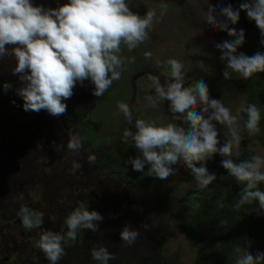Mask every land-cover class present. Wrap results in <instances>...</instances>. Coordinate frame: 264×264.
I'll return each mask as SVG.
<instances>
[{
	"label": "rangeland",
	"instance_id": "rangeland-1",
	"mask_svg": "<svg viewBox=\"0 0 264 264\" xmlns=\"http://www.w3.org/2000/svg\"><path fill=\"white\" fill-rule=\"evenodd\" d=\"M69 2L70 0H31L33 6L41 7L43 11L59 9ZM124 2L129 11L141 19L147 18L150 12L153 14L144 30L145 38L132 48L122 39L119 52L113 53L121 61L114 69L119 73V78L112 80L101 95L95 94L96 85L90 77L81 81L83 84L77 81L71 97L63 100L67 106L63 114L54 116L47 110L25 111L24 100L19 92L27 86L28 81L22 77L30 74V71L26 69L25 72L18 73V59L15 56V49L22 46L6 44L5 51L0 53V79L4 78L9 85L8 97L11 103V108L8 104L6 109L10 116L8 125L0 126V142L15 155L7 151L0 154V211H14L16 206L24 202V191L27 190L35 205H39L41 220L49 219L55 215L56 209L63 208L66 204L64 202H67L66 196L69 194L67 191H72L69 183L75 178V182L84 184L78 202L90 204V207H84L86 211L99 214L97 208H108L111 215L106 219L116 218L107 226L101 221H96L95 230L78 227L81 242H84V237L89 238L90 231L97 232V228L102 226H105L104 231L109 234H98L94 237L98 236L102 240L100 242L106 244L114 242L117 234L122 238L121 233L125 228L134 231L130 228L136 227L135 230L144 232L143 227H148L155 232L154 229L157 230L158 227L161 237L159 242L155 240L158 247H146L148 235H139V232H136V238L131 243L124 241L129 244L127 248L130 258L132 254L135 255L134 250L148 258L152 251L158 249L161 259L171 260L168 264H239L249 255L253 258L252 264H264V250L257 247V241L247 240L244 247H232L236 250V255L231 256L229 249L224 251L221 243L215 241V238H219L217 235L215 237L202 231V235L199 233L196 237L190 236V229L188 231L187 228L196 222L194 209L201 203L195 206L189 204L188 200L193 196L188 194H192L193 190L196 192V186L201 188L199 180L191 179L187 183L166 181L167 177L162 179L151 170L150 163L145 162L143 169L139 171L134 170L132 163L137 158L144 160L143 153L136 147L133 138L138 132V120H143L147 125L166 128L173 122H179L177 127L181 126L187 117L186 111L177 116L178 112L173 111L170 102L162 99L154 88L149 91L142 78L134 81L141 74L139 72L133 76V71L142 66L144 70H156L163 79L175 78L172 76V66L169 62L176 60L182 65L179 81L182 86L187 84V89L195 90L197 83L203 82L207 89L219 90L222 81L220 76H217L216 65L222 53L227 50L218 45L227 40L228 30L232 29L229 18L219 5H213L212 0ZM254 2L257 3V0ZM245 4L252 5L251 0H245ZM238 8L244 9L241 5ZM179 13L184 14L187 22L179 18ZM250 20L256 23L254 19ZM235 27L244 28L240 23ZM250 41L245 38L242 44H249ZM7 76L10 78H6ZM146 76L150 78L149 75ZM108 78H111V72L108 73ZM175 79L177 81V78ZM194 95L200 99L198 91H194ZM230 95L233 97L232 93ZM121 104L127 105L130 118L120 108ZM234 105L237 104L233 101L231 106ZM225 108L227 109V106ZM67 113L71 116L68 117ZM11 116L14 117L13 121ZM36 126L41 135L37 128L35 129ZM125 131L131 135L126 137ZM26 141L30 146L39 143L36 146L37 152L31 153L30 150L25 156H18ZM70 142L76 143L77 147L70 148ZM3 146L1 148H4ZM40 151L47 153L43 157ZM92 153L98 160L97 164L106 167L89 161ZM262 155L264 156V153ZM263 156L257 158L259 165H264ZM48 162H51V166L45 165ZM10 164L17 167L13 168L16 171L8 169ZM259 171L264 175V171ZM77 172L82 176H78L76 180ZM10 173L16 174L18 178L9 179ZM22 174L27 176L24 180H20ZM22 182H27L28 186L20 187ZM260 182L264 187V180ZM241 190L244 195L241 199L243 204L241 200L237 202V213H242L244 217L245 207L251 206L264 213V207L256 203L245 205L247 198L252 200L255 196H248L251 192L243 185ZM91 192L101 197L115 193V197L109 195L108 198L98 200ZM19 196L22 201L18 203L11 199ZM186 213L193 216L188 217ZM252 221L256 225V233L264 230V222L254 219ZM155 236L150 233V237ZM9 239V234L6 235L3 229L1 244L10 248ZM28 245L34 250L40 247L34 241ZM70 246L64 247L62 258L68 264H76L75 253L78 251L69 250ZM21 248L25 249L24 246ZM40 251L43 252L42 249ZM62 258L60 256L56 262Z\"/></svg>",
	"mask_w": 264,
	"mask_h": 264
},
{
	"label": "clouds",
	"instance_id": "clouds-1",
	"mask_svg": "<svg viewBox=\"0 0 264 264\" xmlns=\"http://www.w3.org/2000/svg\"><path fill=\"white\" fill-rule=\"evenodd\" d=\"M241 8L247 9L248 16L264 30V0H257L255 6L242 4ZM223 13L233 23L239 18V12H234L231 7L223 9ZM152 15L150 12L147 18H139L129 11L124 0H70L59 9L48 11L33 6L31 0H0V53L5 51L6 44L21 45L22 47L15 49V56L18 59L16 71L18 73H23L26 69L30 71V74L22 77L28 83L19 92L24 100L25 111L47 110L54 116L63 114L67 107L63 100L71 97L77 81H83L88 77L96 85L95 94L101 95L112 80L119 78V73L114 69L121 61L113 53L119 52L121 40L123 39L129 48L135 47L137 42L145 38L144 30ZM228 33L237 36L235 29H229ZM242 42L243 31L236 40L218 45L227 50L224 56L229 61L228 67L241 72L245 77L255 71H264V56L257 54L253 58H248L243 55L239 57L232 55ZM169 63L172 66V76L177 78V82L169 86L167 93L159 86L156 91L162 97L166 96L171 100L173 111L183 113L189 110L188 118L194 131L186 136L172 125L166 128L154 127L145 124L143 120H138L136 122L138 132L133 138L136 147L142 151L144 160L139 158L133 160V168L142 170L143 164L148 162L151 164V170L163 179L171 173L167 165L176 163L178 156H183L189 161V167L197 173V178L206 185L213 177L205 179V169H197L191 162L200 160L206 152L216 150L217 133L208 121L190 109L197 103L194 91H198L200 99L207 102L208 89L203 82L197 83L195 90L182 89L179 82L182 65L176 60ZM109 72L111 78H108ZM224 75L227 76V72ZM211 107L216 109L214 119L228 123L235 119L230 117L229 111L218 101H212ZM120 108L130 118L127 105L121 104ZM248 113L250 119L247 127L254 129L259 119L258 111L251 106ZM198 125L201 131H195ZM124 135L127 137L131 133L125 131ZM199 137L203 138V142ZM69 147L75 148L77 144L70 142ZM156 149L161 151L158 152ZM229 149L230 146H225L222 152L228 153ZM224 166L231 169L240 180L251 181L253 178L264 180V175L247 170L252 168V165L236 167L226 162ZM251 186L249 184V187ZM200 189L196 188V191ZM247 195L258 197L264 206V193L257 191ZM21 211L24 213L25 227L31 228L41 223V213H31L27 208ZM33 216L36 217L35 221L32 219ZM99 219L101 217L97 212L83 210L81 205L67 218L68 236L75 239L76 230L80 226L95 230L92 221ZM136 235V232L127 228L121 233L123 240L129 243ZM62 239L51 232L41 236L39 246L52 262L57 261L64 252L60 244ZM92 255L94 259L101 260L104 264H107L110 258V254L104 248L93 250ZM252 260V256L249 255L239 264H252Z\"/></svg>",
	"mask_w": 264,
	"mask_h": 264
},
{
	"label": "flooded vegetation",
	"instance_id": "flooded-vegetation-1",
	"mask_svg": "<svg viewBox=\"0 0 264 264\" xmlns=\"http://www.w3.org/2000/svg\"><path fill=\"white\" fill-rule=\"evenodd\" d=\"M212 1L214 3L213 5H219L222 10L231 7L234 12H239V18L235 23L228 19L230 27L232 29L234 27L237 32V36L228 35L227 40H236L241 31H243V40H245V38L251 40L249 44L241 43L239 46H237L236 51L232 53V55H235L237 57L243 55L248 58H253L257 54L264 56V30H262L256 23L250 20L251 18H248L247 9L241 10L240 8H238V6L245 4V0L242 2L234 1L232 4L225 6L223 5L225 4V2H227V0ZM251 3L252 5L250 6H255L256 4L254 0H251ZM179 18L186 21L183 13H179ZM239 23L241 26H244V28H236L235 25ZM11 46H18V44H11ZM243 46L245 47L243 48ZM224 53L225 52H223L220 58L217 60L216 65L217 76H220L222 86H220L219 90H215L213 88L208 89L207 102L196 97L197 103L192 109H190V111L196 112L198 115L203 117L204 120L208 121L213 130L217 133V144L215 145L216 150L212 152H206L203 154L200 160H193L191 162L193 167L197 169H205V179L208 177H213V179H211L208 184L203 185L201 183V189L197 192L196 195L191 198V200L196 199L194 197H196L198 194H201V197L203 199L206 198L205 204L207 203L208 198L213 192H218L221 195H225L228 192L229 194L234 192V195H238L239 192L242 191V185L245 186L246 189H248L251 193H255L257 191L264 193V187L260 180H255L254 178L251 181L240 180L231 171V169L224 166L226 162H230L233 166L236 167L245 164L252 165L253 156H259L261 155L259 152H264V71H255L248 77H245L241 72L235 71L232 68L228 67L229 61L227 57L224 56ZM136 69L133 71L132 75L135 76L136 73L140 72L141 76L135 79L132 78V80L134 79V81H136L139 78H142V81H145L147 83L149 91H151V89L153 88L154 90H156L157 86H159L164 90L165 93H167V91L169 90V86L177 82L176 79L172 77L170 79H163L154 69L144 70L142 66ZM225 72H227V76L224 75ZM146 75H149L150 78H148ZM6 78L10 77L7 76ZM0 80L5 79L2 78ZM80 84H83V82L80 81ZM186 85L187 84L183 85L182 89H187ZM231 93L233 94V97H231ZM158 95L160 94L158 93ZM162 99L169 101L172 108L171 100H169L166 96L162 97ZM214 100L218 101L224 108L225 106H227V110L230 111V117L235 118L232 123H228L227 121L222 122L214 119L216 109L211 107V102ZM233 101L236 102L237 105L231 106ZM10 104L9 106L11 108ZM251 106H254L259 114V119L257 120L254 129H249L247 127L250 119L248 109ZM185 111L187 112L185 113L187 116L185 123L178 127L177 124L179 122H173L171 123V125L175 129L177 127V130L181 131L184 135L189 136L194 131V129L191 121L188 118L189 110ZM183 113L178 112L177 116ZM67 116L70 117V113H67ZM11 119L13 121L14 117L11 116ZM1 125L5 124H2V122H0V126ZM6 125H8V123ZM36 128L37 126L35 127V129ZM36 130H38V133H40L41 135L40 130L38 128ZM70 130L72 133L74 132L72 129ZM201 130L202 129L199 125L195 129V131ZM199 139L201 140V142H203L202 137H199ZM37 144L39 143H36L35 145L37 146ZM2 146L3 144L0 142V154L10 152L11 155L15 156L11 149H7L4 146V148H1ZM36 146H30V144L26 141L22 148L21 154L18 156H25L29 153L30 150L31 153L37 152ZM225 146H230L228 153L222 152V149ZM40 152L41 156L43 157L47 153H44L42 151ZM94 155L95 154L92 153V156H89L88 160L94 161V163L97 164L98 160L93 157ZM90 158H94V160ZM45 165L51 166V162H48ZM99 166L106 167L102 164ZM167 166L171 169V173L167 177L166 181L174 180L176 182L185 183H187V181L191 179H197L200 181V179L197 178V173L193 171L192 167H189V161L186 160L183 156H178V160L176 163H170ZM13 168L17 167L11 164L8 167V169L11 170H14ZM247 170L254 171L255 169L252 167ZM78 176L81 177L82 174H79V172H77L76 180ZM26 177V175L22 174L20 180H24ZM8 178L16 179L18 178V176L16 174L10 173ZM248 183L252 186L249 187ZM19 185L20 187L24 186V188L28 186L27 182H22ZM83 186L84 184L82 182H75V178H73L72 183H69V187H72V191H67L69 194H67L66 196L68 198V200H66L67 202H64L66 204L63 205V208L56 209V212H54L55 215H52L49 219L45 218V220H41L40 218L41 223L38 226L27 228L23 224L24 213L21 211L23 208H27L31 213H40L38 203H36L35 205V202L30 198V196H28L29 192L27 190L24 191V202L19 206H16L14 211H0V264H68L65 259L62 258V255L65 253V251L61 255V261L52 262L47 258L44 252L41 253L40 247L36 250H34L31 246L29 247L28 244L33 241L40 245L41 236L46 232H51L53 234L61 236L63 239L60 241V244L63 249L64 247L71 245L69 250L75 249L78 251L75 253V259L77 261L76 264H104L103 261L94 259L92 255L93 250H99L100 248L106 249L110 254V258L107 260V264H168V262L171 261L166 258L161 259V257H159L160 253L158 252V249L152 251L148 258H146L144 254L139 255L134 250V254L136 256H133L132 254V257L130 258L128 253L129 249L127 248L129 244L124 243L125 240H123V238H121L119 234L115 236L114 242H110L111 244L100 242L102 240L99 239L98 236L96 238L94 237V235L98 234L108 235L109 232L104 231L105 226H102V228H97V232L90 231L88 233L90 234L89 238L84 237L86 241L82 239L84 242H81V236L79 235L80 230L78 228L76 230L75 239L70 238L68 236L69 228L66 223L67 218L76 209L80 208L81 205H83V210H86L84 207H90V204L87 205L78 202L79 198L82 196ZM196 188L199 189L197 186ZM31 193H33V191H31ZM92 195L95 199L103 200L105 197L108 198L110 194H106L103 197H101L99 194L96 195L94 193H92ZM110 196L115 197V193H112ZM11 199L17 203L18 201H22L20 200V196L15 199ZM71 205H73V207ZM1 206L2 203L0 196V207ZM106 209L107 210L97 208L101 219L94 220L95 223L92 222L93 225H96V221H101L107 226L111 223L112 220L116 219H106L107 217H109L108 215H111L109 214L110 210L108 208ZM35 218V216L32 217L34 221ZM135 228L130 229H133L134 232H139V235H141V233L148 235L146 238V247H148L149 249H151L152 246L158 247V244L156 243L159 242L161 238L159 235L160 232L158 231V227L157 230L154 229L155 232H152V228L148 227H143L144 232H142L141 230H135ZM3 229L5 230L6 235L9 234V241L11 243L10 248H7V246L1 244V234ZM150 233H154V235L156 236L150 237ZM155 240H157V242ZM22 246H24L25 249L21 248ZM16 249L18 250L16 251ZM37 251L41 253V256L39 255V252L35 254V252ZM204 254H206V252H204Z\"/></svg>",
	"mask_w": 264,
	"mask_h": 264
},
{
	"label": "trees",
	"instance_id": "trees-1",
	"mask_svg": "<svg viewBox=\"0 0 264 264\" xmlns=\"http://www.w3.org/2000/svg\"><path fill=\"white\" fill-rule=\"evenodd\" d=\"M8 90V83L5 80H0V122L5 125L9 121L8 118H10L6 112L7 106L10 104L7 94ZM197 192L198 191H192V194L189 192L188 196H194ZM194 198L196 199L191 200V198H189V204L194 206L198 205V203L201 204L198 208L195 206L194 209L197 215L195 217L196 222L187 228L188 231L190 229V236L196 237L199 233L202 235V231L205 234L209 233L215 237L217 235L219 238H215V241L218 240V242L221 243V247L224 251L229 249L231 256L236 255V250L232 249V247H244L247 240L257 241V247L264 250V230L260 233H256V225L252 221L254 219L263 223L264 219L262 218H264V213H261L260 210H255V206H251L253 200L249 198L245 200L244 204H249L251 207H245L246 213L243 217L242 213H237V202L244 198L241 192H239L238 195H233V193L229 194V192L225 195H221L218 192H213L206 204V198L203 199L201 194H198ZM194 211L192 213H194ZM188 214V217L193 216Z\"/></svg>",
	"mask_w": 264,
	"mask_h": 264
},
{
	"label": "crops",
	"instance_id": "crops-1",
	"mask_svg": "<svg viewBox=\"0 0 264 264\" xmlns=\"http://www.w3.org/2000/svg\"><path fill=\"white\" fill-rule=\"evenodd\" d=\"M263 153H264V152H263ZM263 153H262V154H263ZM262 154L259 155V156H253V159H252V166H253V168L255 169L254 171L257 172V173H259V174H260V171H259V170L264 171V165H259V161H258V159H257V158L263 156ZM263 158H264V156H263ZM252 200H253V203H256V204L262 206V205H261V202H260V200H259L258 197H254ZM253 203H252V205H253ZM263 207H264V206H263Z\"/></svg>",
	"mask_w": 264,
	"mask_h": 264
},
{
	"label": "water",
	"instance_id": "water-1",
	"mask_svg": "<svg viewBox=\"0 0 264 264\" xmlns=\"http://www.w3.org/2000/svg\"><path fill=\"white\" fill-rule=\"evenodd\" d=\"M234 1L242 2V1H244V0H227V2H225V4H224L223 6H225V5H230V4H232Z\"/></svg>",
	"mask_w": 264,
	"mask_h": 264
}]
</instances>
